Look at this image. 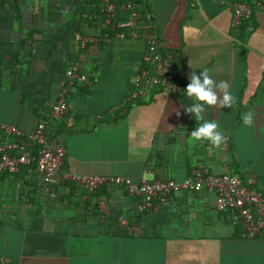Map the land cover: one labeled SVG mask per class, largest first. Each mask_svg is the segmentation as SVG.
<instances>
[{"label": "crops", "instance_id": "crops-1", "mask_svg": "<svg viewBox=\"0 0 264 264\" xmlns=\"http://www.w3.org/2000/svg\"><path fill=\"white\" fill-rule=\"evenodd\" d=\"M145 2L161 53L186 80L182 88L192 71L205 69L229 84L231 107L220 106L217 90V104L203 113L222 130L221 145L191 140L199 122L185 110L193 98L184 90L154 86L145 98L132 96L145 40L101 34L80 0H0V135L2 124L32 132L56 101L65 70L78 62L93 82L70 88L68 109L56 122L62 172L138 183L182 180L203 165L263 193L264 9L251 8L243 31L232 26L223 0ZM77 36L91 39L84 49ZM247 114L250 123L243 121ZM41 181L35 165L0 173V264H264V237L243 236L215 208L212 191H178L167 206L143 212L139 231L116 234L99 221L103 195L81 186L92 202L88 212L47 208ZM130 197L136 208L139 197ZM121 207L127 209L125 201Z\"/></svg>", "mask_w": 264, "mask_h": 264}, {"label": "built area", "instance_id": "built-area-1", "mask_svg": "<svg viewBox=\"0 0 264 264\" xmlns=\"http://www.w3.org/2000/svg\"><path fill=\"white\" fill-rule=\"evenodd\" d=\"M232 9L231 24L238 27L243 18L251 15V7L240 1L223 0ZM257 5L264 9V0H258ZM101 11L105 21L110 22L115 17L113 0H101ZM129 10V17L121 23L128 29V35L141 37L146 42V50L142 56L141 66L133 78L134 98H145L150 95L151 87L162 86L166 90L180 89L186 82L182 72L169 64V55L158 52L157 38L154 32H139L136 26L137 12L132 7L131 0L120 5ZM116 36L123 37L124 32L118 31ZM80 47H84L88 37L77 36ZM92 75L79 70L76 63L70 65L60 82V90L56 101L50 106L46 116L37 122L34 130L24 133L6 124L1 125L5 140L0 143V173L17 172L21 166L35 165L43 186L51 196L49 185L60 179H70L78 182L88 190L95 189L100 184H121L129 195L139 197L136 209L139 212L155 210L161 205H167L172 195L178 191H199L206 189L215 194V208L229 210L232 221L241 228L243 236L249 238L264 237V197L256 187L243 184L237 175L225 170L220 174L211 173L205 166H194L190 174L182 180L172 178L141 180L136 183L127 176L121 175H89L70 174L61 171L64 163L65 148L59 143H51L45 135V128L55 124L67 111V97L73 86H89ZM16 151V152H15ZM121 224L126 220L119 219Z\"/></svg>", "mask_w": 264, "mask_h": 264}, {"label": "trees", "instance_id": "trees-1", "mask_svg": "<svg viewBox=\"0 0 264 264\" xmlns=\"http://www.w3.org/2000/svg\"><path fill=\"white\" fill-rule=\"evenodd\" d=\"M84 2V6L87 7L86 15H89L88 22L91 24L95 22L94 26L99 29L101 34L105 31L109 35H112L115 32L122 31L125 35L128 34V29L125 26H122L120 23L127 20L129 17V10L122 8L120 5L125 3L127 0H113L115 3V17L109 22L107 26H104V18L105 15L101 11V0H80ZM146 0H131L132 7L137 12L136 18V26L135 28L139 32H153L151 28V22L148 17V7L145 2ZM231 1H240L248 4L252 9L259 8L257 5L258 0H231ZM252 14V12H251ZM251 16V15H250ZM249 16V17H250ZM247 17V18H249ZM243 18L242 20H244ZM241 20V22H242ZM240 22V28L243 31L246 30V25ZM99 38V37H98ZM86 47V44L82 49ZM158 52L161 53L162 50L159 47V43L157 41ZM84 54L85 52L82 51ZM165 55L164 53H161ZM76 64L79 67L81 72L83 71L82 65L78 62ZM93 82V80H92ZM92 85V84H91ZM90 86V85H89ZM84 86V87H89ZM74 87V86H73ZM184 88L179 89V92H183ZM56 123L51 125L49 124L48 128L46 126V138L51 143L59 142V137L57 136L60 132L59 128L57 127ZM2 130V129H1ZM49 130V131H48ZM3 132V131H2ZM4 136V133H3ZM5 140V136L2 137L0 135V143H3ZM16 152V151H15ZM191 171V170H190ZM190 174V173H189ZM188 174V175H189ZM167 177H161L158 179H166ZM42 185L43 182L41 181ZM203 190V189H202ZM206 190V189H204ZM50 191L54 193L53 196L46 195V206L47 208L58 206L60 209L65 207H75L79 210H87V206L91 207V200L82 198V191L80 184L74 180L70 179H63L61 182L54 183L52 185V189ZM187 192L186 190H183ZM208 191V190H207ZM95 193V196L103 195L104 202L107 203V206L104 210H100L98 215L99 221L104 222L108 227L109 232L116 233V234H129L133 231L137 232L141 228V222L146 217V213L139 212L135 208V201L133 199V195H129L128 192L125 190V187L121 184H100L95 189H93L90 193ZM214 193V192H213ZM264 197V192L262 193ZM115 196V197H114ZM75 200V201H73ZM125 201L127 204V209L124 210L121 207V202ZM31 200V204H32ZM109 203V205H108ZM167 205H161L160 207H164ZM90 211V209H89ZM221 213H226L229 216L230 223L235 226L236 224L231 219V213L229 210H218ZM88 212V210H87ZM119 218H123L127 221V224L121 225L119 223ZM238 226V225H237Z\"/></svg>", "mask_w": 264, "mask_h": 264}, {"label": "clouds", "instance_id": "clouds-1", "mask_svg": "<svg viewBox=\"0 0 264 264\" xmlns=\"http://www.w3.org/2000/svg\"><path fill=\"white\" fill-rule=\"evenodd\" d=\"M189 83L184 88L185 94L193 98V103L185 110L192 113L195 120L199 123L191 130L190 138L193 141L207 140L212 146L222 144L223 132L215 120L204 119L203 113L207 110L208 105H216L218 102V92H222V98H219L221 107H231L235 97L228 91L229 84L226 81H214L208 74V70L197 72L192 71L189 76ZM251 114L243 116L244 123H250Z\"/></svg>", "mask_w": 264, "mask_h": 264}]
</instances>
